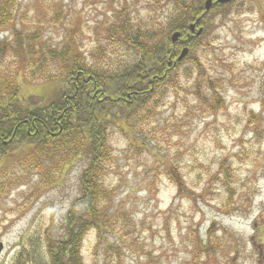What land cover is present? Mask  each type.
I'll list each match as a JSON object with an SVG mask.
<instances>
[{"label": "rangeland", "instance_id": "obj_1", "mask_svg": "<svg viewBox=\"0 0 264 264\" xmlns=\"http://www.w3.org/2000/svg\"><path fill=\"white\" fill-rule=\"evenodd\" d=\"M17 8V30H39L48 48L71 45L103 71L134 60L131 48L104 32L121 10L133 24L131 35L156 29L164 14L155 0H19ZM10 42L11 31L0 32V45ZM7 58L0 78L14 69L15 59ZM193 59L199 70L184 63L175 87L158 92L128 125L109 129L112 159L104 183L113 230L100 241L88 233L84 264H258L264 246V0H233ZM39 82H20L21 93L44 97L52 88ZM211 86L224 101L217 111L210 110L212 100H203L210 99ZM39 153L13 155L0 167V264L12 262L25 236L37 248L48 230L62 236L65 214L79 196L85 161L61 168V161ZM168 167L190 194L177 192ZM197 241L211 247L198 249Z\"/></svg>", "mask_w": 264, "mask_h": 264}, {"label": "trees", "instance_id": "obj_2", "mask_svg": "<svg viewBox=\"0 0 264 264\" xmlns=\"http://www.w3.org/2000/svg\"><path fill=\"white\" fill-rule=\"evenodd\" d=\"M206 1L155 0L164 10L156 29L134 35L130 34L133 24L121 10L104 32L110 41L131 48L134 60L122 69L103 71L88 64L71 45L48 48L40 42L39 30H17L19 0H0V32L12 34V42L0 45V63L7 56L15 59L12 74L0 78V167L11 163V156L28 151L61 161V168L77 159L85 161L79 196L65 214L62 236L48 230L38 248L25 236L10 264H84L82 248L88 233L94 231L100 241L113 230L110 191L104 183L112 159L109 129L128 125L158 92L175 87L184 63L193 62L199 70L193 59L196 51L215 29V20L227 17L233 7V0L226 4L210 0L206 11ZM191 25L195 32L202 30L198 37L190 31ZM174 33L180 36L172 44ZM183 48L188 54L176 62ZM35 80L50 85L51 91L44 97L24 96L20 82ZM210 90V99L203 100H212L210 110L217 111L224 101L213 86ZM167 175L179 194H190L177 170L168 167ZM195 246L211 247L198 241Z\"/></svg>", "mask_w": 264, "mask_h": 264}, {"label": "water", "instance_id": "obj_3", "mask_svg": "<svg viewBox=\"0 0 264 264\" xmlns=\"http://www.w3.org/2000/svg\"><path fill=\"white\" fill-rule=\"evenodd\" d=\"M229 1H230V0H217V2H218L219 4H226V3H228ZM210 5H211V1H210V0H208V1L205 2V10H206V11L209 10ZM189 29H190V31H191L192 33H195V36H196V37H198V36L201 34V32H202L201 29H199L198 31L195 32L194 25H191V26L189 27ZM179 36H180L179 33H174V34H172V36H171V43H172V44L176 43L177 40L179 39ZM187 54H188V49H187V48H183V49L181 50L179 56L177 57L176 62H181V61L186 57ZM1 249H2V245L0 244V251H1Z\"/></svg>", "mask_w": 264, "mask_h": 264}, {"label": "flooded vegetation", "instance_id": "obj_4", "mask_svg": "<svg viewBox=\"0 0 264 264\" xmlns=\"http://www.w3.org/2000/svg\"><path fill=\"white\" fill-rule=\"evenodd\" d=\"M258 249V264H264V246Z\"/></svg>", "mask_w": 264, "mask_h": 264}]
</instances>
